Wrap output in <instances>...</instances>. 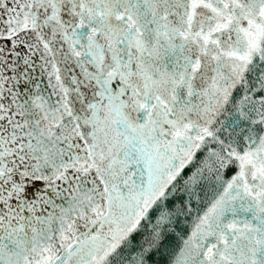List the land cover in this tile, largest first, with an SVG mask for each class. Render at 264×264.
<instances>
[{
    "label": "snow or ice",
    "instance_id": "snow-or-ice-1",
    "mask_svg": "<svg viewBox=\"0 0 264 264\" xmlns=\"http://www.w3.org/2000/svg\"><path fill=\"white\" fill-rule=\"evenodd\" d=\"M0 264H264V0H0Z\"/></svg>",
    "mask_w": 264,
    "mask_h": 264
}]
</instances>
